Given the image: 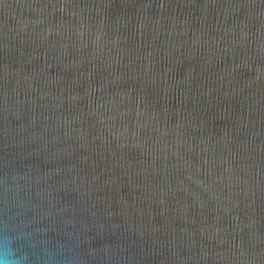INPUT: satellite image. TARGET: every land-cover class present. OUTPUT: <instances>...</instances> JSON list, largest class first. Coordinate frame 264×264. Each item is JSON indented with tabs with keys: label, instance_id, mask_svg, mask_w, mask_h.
I'll return each instance as SVG.
<instances>
[{
	"label": "water",
	"instance_id": "1",
	"mask_svg": "<svg viewBox=\"0 0 264 264\" xmlns=\"http://www.w3.org/2000/svg\"><path fill=\"white\" fill-rule=\"evenodd\" d=\"M0 261L264 264V0H0Z\"/></svg>",
	"mask_w": 264,
	"mask_h": 264
},
{
	"label": "clouds",
	"instance_id": "2",
	"mask_svg": "<svg viewBox=\"0 0 264 264\" xmlns=\"http://www.w3.org/2000/svg\"><path fill=\"white\" fill-rule=\"evenodd\" d=\"M0 264H4V262L3 261H0Z\"/></svg>",
	"mask_w": 264,
	"mask_h": 264
}]
</instances>
